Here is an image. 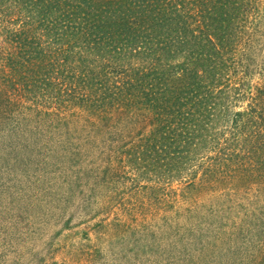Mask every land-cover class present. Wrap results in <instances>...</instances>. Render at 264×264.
<instances>
[{
	"label": "trees",
	"instance_id": "16d2710c",
	"mask_svg": "<svg viewBox=\"0 0 264 264\" xmlns=\"http://www.w3.org/2000/svg\"><path fill=\"white\" fill-rule=\"evenodd\" d=\"M255 3L0 0L3 81L33 105L88 109L101 129L150 128L129 149L133 161L153 155L162 176L200 161L195 189L264 196V84L244 95L229 79ZM239 98L245 109L232 110ZM258 248L253 264H264Z\"/></svg>",
	"mask_w": 264,
	"mask_h": 264
},
{
	"label": "rangeland",
	"instance_id": "374dc122",
	"mask_svg": "<svg viewBox=\"0 0 264 264\" xmlns=\"http://www.w3.org/2000/svg\"><path fill=\"white\" fill-rule=\"evenodd\" d=\"M246 33L229 72L244 95L264 84V0ZM7 66L0 59V264H253L263 195L195 189L200 161L162 176L153 155L133 161L129 149L150 128L101 129L88 109L20 100L3 81Z\"/></svg>",
	"mask_w": 264,
	"mask_h": 264
}]
</instances>
